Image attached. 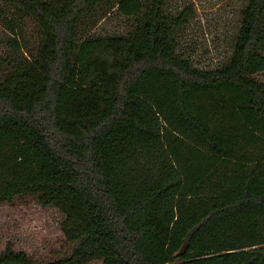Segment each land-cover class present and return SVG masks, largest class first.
I'll return each mask as SVG.
<instances>
[{"label":"trees","instance_id":"obj_1","mask_svg":"<svg viewBox=\"0 0 264 264\" xmlns=\"http://www.w3.org/2000/svg\"><path fill=\"white\" fill-rule=\"evenodd\" d=\"M106 0H0L39 29L0 81V203L60 210L72 254L37 263L264 264V0H247L229 63L177 55L189 12L120 0L127 37L78 41Z\"/></svg>","mask_w":264,"mask_h":264},{"label":"rangeland","instance_id":"obj_2","mask_svg":"<svg viewBox=\"0 0 264 264\" xmlns=\"http://www.w3.org/2000/svg\"><path fill=\"white\" fill-rule=\"evenodd\" d=\"M120 0H106L86 14L77 29L78 41L93 38L127 37L133 21L117 10ZM144 9L151 0H139ZM247 0H166L164 14L175 17L189 12L177 36V55L191 67L212 71L225 67L234 50ZM39 43V29L30 19L0 2V81L22 59H30ZM264 56V49L261 51ZM264 85V72L252 77ZM60 210L44 206L38 196H22L0 203V254L6 247L25 253L37 263L68 258L77 247L62 231ZM89 264H102L94 261Z\"/></svg>","mask_w":264,"mask_h":264}]
</instances>
